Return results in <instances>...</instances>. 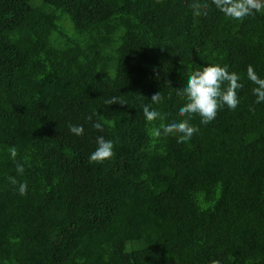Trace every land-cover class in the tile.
Here are the masks:
<instances>
[{
    "label": "trees",
    "instance_id": "1",
    "mask_svg": "<svg viewBox=\"0 0 264 264\" xmlns=\"http://www.w3.org/2000/svg\"><path fill=\"white\" fill-rule=\"evenodd\" d=\"M208 64L242 87L204 125L178 114L176 89ZM249 65L264 79V8L236 20L213 0H0V264H264ZM182 119L199 129L186 143L149 134ZM98 135L114 142L103 162L89 159Z\"/></svg>",
    "mask_w": 264,
    "mask_h": 264
},
{
    "label": "clouds",
    "instance_id": "2",
    "mask_svg": "<svg viewBox=\"0 0 264 264\" xmlns=\"http://www.w3.org/2000/svg\"><path fill=\"white\" fill-rule=\"evenodd\" d=\"M213 3L223 15L236 20H241L252 15L253 11H260L264 8V0H213ZM246 73L248 80L253 85L251 93L255 97L254 103H264V79L257 75L251 65L246 68ZM241 87L240 75L237 72L229 71L227 66L208 64L195 70H189L182 89H176V94L184 98V103L177 110L178 114L187 115L189 119L193 114L198 115L200 123L207 125L215 119L219 108L224 106L229 110L237 108L239 104L237 90ZM150 101L152 104H157L160 101L159 92L154 94ZM143 115L148 122L157 119L164 120V116L157 109L150 108L148 104L143 106ZM189 119L161 123L159 126L150 128L149 134L154 139L175 135L177 143H186L199 130L189 122ZM103 127L99 121L92 123V128L98 132L103 131ZM68 130L75 136L84 134L83 125L68 124ZM95 145V149L89 155L91 161L103 162L114 156L113 140L98 135ZM8 154L10 159L15 162L18 155L17 148L15 146L9 147ZM15 172L22 175L24 164L16 162ZM7 179L11 185L17 186V191L21 196L26 193V183H18L15 176H9ZM210 264H221V262L213 259Z\"/></svg>",
    "mask_w": 264,
    "mask_h": 264
}]
</instances>
